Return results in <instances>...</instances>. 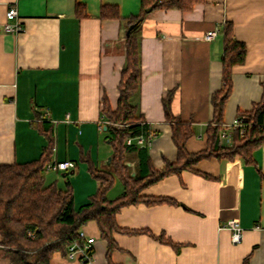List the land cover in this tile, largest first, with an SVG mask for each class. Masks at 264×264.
Listing matches in <instances>:
<instances>
[{"label": "crops", "instance_id": "0c3cea01", "mask_svg": "<svg viewBox=\"0 0 264 264\" xmlns=\"http://www.w3.org/2000/svg\"><path fill=\"white\" fill-rule=\"evenodd\" d=\"M11 5L24 29L18 35L3 30ZM78 5L85 9L84 17L77 16ZM103 7L116 8L120 18L101 19ZM140 12L141 0H0V165L39 160L49 146L39 123L49 124V164L72 161L76 167L47 170L46 184L66 189L56 178L61 174L66 184L68 175L76 210L97 192L90 169L111 165L102 110L105 100L117 108L127 24ZM226 23L233 24L235 39L247 48L246 62L233 71L223 116V143L231 145L237 113L251 111L264 95V0H204L188 12L156 10L136 30L142 82L132 103L156 134L147 147L154 170L178 157L165 119L163 102L170 93L174 116L192 124L189 152L207 148V128L214 119L211 98L223 86L220 32ZM214 30L218 36L206 41L205 34ZM255 161L204 160L195 169L212 179L184 171L145 188L146 198L175 203L121 209L116 221L125 232L115 233L117 248L110 255L98 225L89 222L81 229L95 239L89 264H244L246 259L264 264V143ZM126 164L136 173L137 154L129 155ZM119 184L117 180L109 199L123 193L122 184L114 191ZM233 219L243 229L237 245L231 232L221 229ZM153 236L173 242L178 250ZM0 264L12 263L0 259ZM51 264L84 263L56 253Z\"/></svg>", "mask_w": 264, "mask_h": 264}, {"label": "trees", "instance_id": "16d2710c", "mask_svg": "<svg viewBox=\"0 0 264 264\" xmlns=\"http://www.w3.org/2000/svg\"><path fill=\"white\" fill-rule=\"evenodd\" d=\"M202 2L204 0H141V12L139 16L128 20L127 28L141 23L153 11L178 9L188 12ZM84 15L85 9L78 5L77 16L81 18ZM100 17L120 18L114 7H103ZM137 31L126 39V63L119 84L117 108L113 110L108 101H104L102 113L106 122L103 128L112 154L109 169H90L98 183L96 194L91 197L89 204L76 210L68 175L66 189L58 188L56 183L46 184L45 173L52 157L53 132L49 124L39 123L42 133L49 141V146L40 159L26 164L0 165V259L9 260L12 264H51L56 253L68 257V246L74 240L80 241L79 231L89 222H96L98 225L101 238L108 243L110 255L117 248L115 233L125 232L118 227L116 221L121 209L139 203H175L171 199L146 198L142 195L145 188L171 175L180 177L184 171L200 174L195 166L204 160L233 161L240 157L247 165L255 164V152L264 143V95L251 111L237 113V122L242 127L234 126L232 144L225 145L222 139L223 116L232 92L233 71L247 60L246 45L235 39L231 23L224 24L220 32L223 40V86L211 98L214 119L207 128V148L197 153L189 152L187 146L194 136L192 124L172 113V93L163 103L165 119L172 126L177 161L167 162L163 169L154 170L147 147H138L135 143L127 145L129 138L153 134L138 106L132 103L142 82L140 39ZM131 154H137L138 157L135 176L126 164ZM200 175L212 179L209 175ZM117 180L123 186V193L111 200L108 193ZM157 240L177 250L179 248L163 237ZM244 264H248V259Z\"/></svg>", "mask_w": 264, "mask_h": 264}, {"label": "built area", "instance_id": "2783aa9c", "mask_svg": "<svg viewBox=\"0 0 264 264\" xmlns=\"http://www.w3.org/2000/svg\"><path fill=\"white\" fill-rule=\"evenodd\" d=\"M3 30L6 33L18 35L24 31L23 25L19 20V14L17 7L15 5L9 6L6 12V23L3 26ZM219 34V30H214L205 34L206 41H212ZM235 127H242L238 122H236ZM244 130L242 131V134ZM154 138V133L145 136H138L136 138H129L127 140V145L136 144L138 147H148ZM76 164L72 161L55 162L49 164L46 169L51 171H61L68 172L73 171ZM221 229H228L231 232V241L234 245L240 244L242 241L243 229L240 227L238 220L233 219L227 222L225 225L221 226ZM32 236V234H30ZM79 240H74L68 246V258L69 259H79L84 264H89L92 260L93 254V244L95 243L94 238H89L86 233L82 230L79 231Z\"/></svg>", "mask_w": 264, "mask_h": 264}, {"label": "water", "instance_id": "95a60500", "mask_svg": "<svg viewBox=\"0 0 264 264\" xmlns=\"http://www.w3.org/2000/svg\"><path fill=\"white\" fill-rule=\"evenodd\" d=\"M140 22L131 25L127 30V37H129L134 31H136L139 28ZM111 164V158L108 159L107 165L109 166ZM133 176H135V173H133Z\"/></svg>", "mask_w": 264, "mask_h": 264}, {"label": "rangeland", "instance_id": "374dc122", "mask_svg": "<svg viewBox=\"0 0 264 264\" xmlns=\"http://www.w3.org/2000/svg\"><path fill=\"white\" fill-rule=\"evenodd\" d=\"M57 180H59V181H61V183L64 185V188H65V186H66V184L63 182V180H62V176H61V174L58 176V178H56ZM55 183V182H54ZM120 186H121V184H119L115 189H114V191H116V190H119L120 189ZM118 188V189H117ZM113 194V193H112Z\"/></svg>", "mask_w": 264, "mask_h": 264}]
</instances>
